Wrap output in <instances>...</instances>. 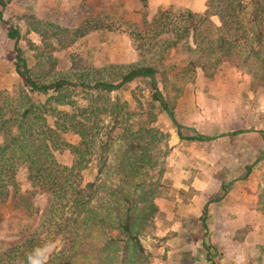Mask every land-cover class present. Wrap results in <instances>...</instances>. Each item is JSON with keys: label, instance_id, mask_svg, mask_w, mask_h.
<instances>
[{"label": "trees", "instance_id": "16d2710c", "mask_svg": "<svg viewBox=\"0 0 264 264\" xmlns=\"http://www.w3.org/2000/svg\"><path fill=\"white\" fill-rule=\"evenodd\" d=\"M9 1L0 0L1 9ZM19 20L41 46L27 41L31 68L15 47V72L34 96L23 90L15 104L0 108V203L12 197L27 217L15 242L0 248V264H150L141 239L155 230L166 184L151 154L159 132L147 126L158 110L176 125L168 98L174 74L166 61L188 55L187 80L197 70L213 76L227 64L264 88V0H204L201 14L169 8L140 26L101 16L75 29L33 16ZM99 30L126 34L136 61L91 67L72 59L70 69H58L54 53ZM7 37L18 41L20 32L10 27ZM135 80L146 81L149 98L132 92L131 108L119 93ZM68 134L75 145L65 140ZM63 151L73 158L69 166L55 157ZM87 155L95 157L96 174L86 182L93 161ZM38 195L47 199L42 211ZM259 200L264 214V182Z\"/></svg>", "mask_w": 264, "mask_h": 264}, {"label": "rangeland", "instance_id": "374dc122", "mask_svg": "<svg viewBox=\"0 0 264 264\" xmlns=\"http://www.w3.org/2000/svg\"><path fill=\"white\" fill-rule=\"evenodd\" d=\"M160 1L162 0H149V6H152L150 7L151 11L148 7L144 9L147 10V13L149 10L151 14L154 12L156 14L160 10H167L169 8L187 10L185 4L189 2L193 3V0H179L181 3L180 5H171L168 7H158L154 5L156 2ZM194 1L197 2L194 9L196 11L192 12L201 14L204 11V0ZM130 3L131 5L129 7H135V5H140L142 7V11L141 9L140 11L138 10L140 15H142V19L139 22L129 21L131 19L134 20L135 15H139L138 12L128 14L127 19L129 20L118 17L115 18V16L112 17L107 15L106 12H101L97 15L85 14L78 19L76 27L85 19L97 16L107 18L112 22L123 21L140 26L146 21L143 15L144 6L139 4L136 0H132ZM8 4H6L3 9L0 7L2 15L5 16L4 20H2V17L0 19V108H7L9 105L15 104L19 99L20 92L23 90H26L29 95L34 96L29 93L22 79L15 72L17 55L15 47L17 46L20 48L21 57L25 59L27 67L31 68L35 64V60L33 58V53H31L27 47L29 45L28 42L34 46H41L36 35L33 33L26 34V28L23 26L21 20L14 18V16L11 17L12 13L10 12ZM40 21L61 26L55 23V21L52 22L45 19ZM213 22L217 23L216 19H213ZM18 24L21 25L20 28ZM10 27L19 30L20 39L18 41L7 37ZM76 27L68 29H75ZM54 57L57 61L58 69L62 71L70 69L72 59L73 61H78L79 64L91 67H103L115 64L125 65L136 61V53L129 37L118 31L109 30L92 32L69 49L54 53ZM189 60L190 58L188 55H172L166 61V64L171 67V71L173 70L172 74H174V77L171 78L173 85L171 88L172 92L169 93L168 98L176 122L186 129L184 130V136L198 133L214 134L223 132L227 128L235 130L242 129L246 132L249 129L255 128L261 132V137L264 139V88L258 83L253 84L248 75L229 67L227 64H224L213 76L207 77L201 70H197L196 73L187 80L188 76L183 70ZM132 92L137 93L138 96H142V101L149 98V90L146 81L135 80L127 84L121 89L119 94L131 108L135 106L131 95ZM155 116V122L147 126L156 130L157 133L159 132L156 135L157 137L153 140L151 154L153 155V160L158 164V168H163L161 182L166 184V190H162V196L157 200L158 214L156 217L155 230L151 236L142 237L141 241L147 253L151 254L149 260L150 264H166V251L168 247L171 246L173 242L172 238H174L175 234L173 232L163 233L166 232L167 229L163 231L157 226V224L161 223L160 221L164 219V213L160 209V202L165 200L172 201L175 195L177 198L183 195L184 191L175 190L173 182L176 176L178 177L179 166L182 165L183 161L188 160V158L185 157L187 156V151L184 149V145L187 144L190 147V143L178 141L174 126L166 113L158 110L155 112ZM6 118H8V116ZM244 138L247 140H241L242 142H251V139H248L247 136ZM65 140L71 145L77 143V139L72 134H68ZM148 140L150 141V138H148ZM194 145L196 147V153L207 152L211 147V144L205 143ZM235 146L236 148L238 147L237 145ZM189 147L186 146V148ZM117 149L118 146H115L114 150ZM55 157L62 166H69L73 160L71 154L67 151L56 153ZM89 157L92 156L87 155V158ZM92 160L91 163H88V169L84 173V181L86 182L91 181L96 174L95 157H92ZM253 174L258 180L260 177L262 186L264 182V160L257 165ZM17 180L21 188L25 190L27 184L23 180V175L21 173L18 174ZM261 192L262 190L260 194ZM187 195L190 196L188 197V199H190L191 192L189 191ZM46 200V196L38 195L35 199L36 208L42 211L46 207ZM261 209L262 207L260 206V212L264 216ZM26 218L23 212L16 210L12 197L0 203V248H2L6 242H15L14 238L16 235L25 230L24 221ZM187 219L188 221H193L189 216ZM260 243L262 248H264V239H262ZM55 246L56 245L49 247L46 253H50Z\"/></svg>", "mask_w": 264, "mask_h": 264}, {"label": "crops", "instance_id": "0c3cea01", "mask_svg": "<svg viewBox=\"0 0 264 264\" xmlns=\"http://www.w3.org/2000/svg\"><path fill=\"white\" fill-rule=\"evenodd\" d=\"M11 1L8 4L11 17L19 19L28 15L38 20L55 21L67 28L76 27L78 19L85 14L106 12L109 16L129 20L128 14L142 11L140 5L129 7L132 0ZM136 1L144 6V20L150 21L155 12L151 14L149 0ZM180 4L179 0H162L154 5L168 7ZM196 5L193 0L185 7L196 11ZM146 7L150 8L148 13L144 9ZM138 14L129 21L139 22L142 15ZM172 124L178 141H186L190 147L184 145L188 160L179 166L178 177L173 182L175 190L184 191L183 195L178 198L175 195L172 201L160 202L164 219L157 226L163 231L167 229L163 233L175 234L166 251V264H264V248L260 243L264 239V216L260 212L259 200L262 186L260 177L258 180L253 174L263 161L260 160L264 150L261 132L255 128L249 129L248 133L227 128L214 134L184 136L185 127L177 122ZM197 136L209 139L194 140ZM246 136L251 142L241 141L247 140ZM204 143L211 144V147L207 152L196 153L194 144ZM249 166L251 171L247 175ZM188 216L193 221H188Z\"/></svg>", "mask_w": 264, "mask_h": 264}]
</instances>
